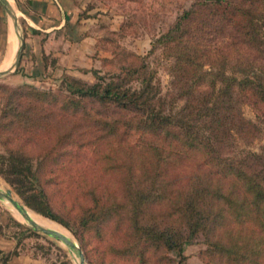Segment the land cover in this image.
<instances>
[{"label":"trees","instance_id":"16d2710c","mask_svg":"<svg viewBox=\"0 0 264 264\" xmlns=\"http://www.w3.org/2000/svg\"><path fill=\"white\" fill-rule=\"evenodd\" d=\"M121 51L91 81L17 67L34 81L0 85V175L92 264H174L198 234L206 264H264V150L223 151L260 130L240 105L264 103V0H194L145 55Z\"/></svg>","mask_w":264,"mask_h":264},{"label":"rangeland","instance_id":"374dc122","mask_svg":"<svg viewBox=\"0 0 264 264\" xmlns=\"http://www.w3.org/2000/svg\"><path fill=\"white\" fill-rule=\"evenodd\" d=\"M192 1L194 0H89L88 19L83 34L89 36L85 37V40L89 41V45H95L96 52L88 54L91 60L82 61L85 66L74 68L75 74L91 81L93 77L88 71L91 67L99 69L101 73L117 69L121 57L124 56L122 49L145 55L150 47V41L164 31L175 16L182 9L188 7ZM114 52L119 53L113 56ZM103 56L111 57V60L102 61L101 57ZM53 59V57L50 58L51 63ZM146 61L156 70L159 87L164 93L168 89L169 75L166 65L169 63V59L161 55L159 48H156L146 57ZM16 69L14 72L0 75V85L14 86L21 83L23 76ZM56 83V80H52L43 83V86L54 88ZM2 99L3 91L0 87V106ZM240 109L242 114L254 121L260 130L250 141L244 142L240 138H236L230 146L224 147L223 151L239 155L247 150L255 152L264 150V103L261 101L242 103ZM0 189H9L12 197L25 206L27 213L36 214L42 219L61 226L66 235L79 245L84 256V264H92L86 258L79 240L69 229L29 208L1 175ZM9 203L8 200L0 198V249L2 251L0 252V262L3 261L6 251H15L32 255L38 260V264H77V251L66 247L61 241L50 235L34 230ZM12 219H19L23 226L16 224ZM205 250L206 244L203 237L198 234L184 242L181 251L174 249L169 252V255L173 258L174 264H206L201 258Z\"/></svg>","mask_w":264,"mask_h":264},{"label":"crops","instance_id":"0c3cea01","mask_svg":"<svg viewBox=\"0 0 264 264\" xmlns=\"http://www.w3.org/2000/svg\"><path fill=\"white\" fill-rule=\"evenodd\" d=\"M88 1L6 0L16 15L23 37L16 68L23 66L28 74L43 70L75 74L76 66H85L82 61L91 60L88 54L96 52L95 45L85 40L89 36L83 34L89 13ZM15 47L12 20L0 2V68L10 64ZM51 57L54 58L52 63ZM21 76L22 81H34ZM6 264H38V260L30 254L18 253Z\"/></svg>","mask_w":264,"mask_h":264},{"label":"water","instance_id":"95a60500","mask_svg":"<svg viewBox=\"0 0 264 264\" xmlns=\"http://www.w3.org/2000/svg\"><path fill=\"white\" fill-rule=\"evenodd\" d=\"M0 2L12 20V27H13L14 35L16 38V47H15L13 57H12L10 64L5 68H0V75H2L5 73H8V72H13L15 70L16 65L18 63V60H19V56H20V51H21V47H22V43H23V37H22L21 30H20V27H19L18 22H17L16 15L14 14L13 10L7 4L6 0H0ZM0 198H4V199L8 200L10 202V204H12L18 210V212L24 217L26 223L30 227H32L34 230L41 231L47 235H50L53 238L61 241L66 247L74 249L75 251H77V254H78L77 264H84V256L82 254V251H81L79 245L74 240H72L70 237H68V236H66V235H64V234H62V233H60V232H58V231H56L50 227H46V226L36 222L35 220H33L29 216L27 211L25 210V206L12 197L11 191L9 189H7V190H1L0 189Z\"/></svg>","mask_w":264,"mask_h":264},{"label":"bare ground","instance_id":"6f19581e","mask_svg":"<svg viewBox=\"0 0 264 264\" xmlns=\"http://www.w3.org/2000/svg\"><path fill=\"white\" fill-rule=\"evenodd\" d=\"M9 205H11L18 212V210L12 204L9 203ZM18 214L21 216V218L23 217L19 212H18ZM28 214L36 222H39L40 224H42V225H44L46 227H50V228H52V229H54V230H56V231H58V232H60V233H62L64 235H66V233L64 232V230H63V228L61 226H59V225H57V224H55V223H53V222H51L49 220L42 219V218L36 216V214H32L30 212ZM66 236H68V235H66Z\"/></svg>","mask_w":264,"mask_h":264}]
</instances>
